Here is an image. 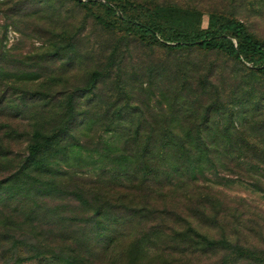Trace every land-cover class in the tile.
Here are the masks:
<instances>
[{"label": "rangeland", "instance_id": "1", "mask_svg": "<svg viewBox=\"0 0 264 264\" xmlns=\"http://www.w3.org/2000/svg\"><path fill=\"white\" fill-rule=\"evenodd\" d=\"M134 1L196 8L201 27L210 11L230 13L264 39V0ZM93 73L99 74L95 84ZM0 86L19 106L5 101L0 108V264H216L222 252L203 248V235L264 251V78L242 64L214 51H170L105 30L73 0H0ZM70 96L74 121L85 116L92 124L75 130L81 145L69 144L70 159L51 165L64 183L42 193L45 179L39 184L22 168L33 109L52 107L61 124ZM193 99L206 107L243 99L244 117L251 100L260 101L255 118L235 125L253 151L240 145L237 154H225L220 141L204 180L173 179L161 192L127 183L111 189L112 152L131 135L123 126L142 123L144 140L148 124L162 129L176 104ZM211 120L220 123L212 129L224 126L223 117ZM107 206L111 210L99 216ZM129 206L148 215L131 219ZM156 223L165 234L153 246L145 237ZM182 233L187 236L177 237ZM33 235L45 237L37 248L47 254L29 258Z\"/></svg>", "mask_w": 264, "mask_h": 264}, {"label": "trees", "instance_id": "2", "mask_svg": "<svg viewBox=\"0 0 264 264\" xmlns=\"http://www.w3.org/2000/svg\"><path fill=\"white\" fill-rule=\"evenodd\" d=\"M73 1L81 5L105 30L133 37L147 45H160L170 51H214L242 64L252 76L264 78V39L256 36L242 20L230 13L210 11L207 26L201 27L202 12L193 7L157 3L147 5L134 0ZM98 76V73H93V84L98 80ZM4 93L0 92V108L1 103L6 101L10 108L18 110L19 106L14 105L13 96L7 98ZM20 96L21 101H24L23 95ZM254 101L251 100L252 105L249 104L250 111L246 117L243 115L246 113V101L243 99L225 102L223 105L211 103L208 107L201 105L198 99L178 103L172 110V119L166 122L167 126L157 129L155 126L147 125L144 140L139 138L144 132L142 123L137 121L126 123L123 127L128 126L131 135L123 141L124 146L118 154L112 152L114 157L110 160L114 166V173L110 176L108 184L111 189L120 185L119 183H127L129 187L136 188L139 185L148 188L149 192H161L160 187H165L173 179L178 183H185L188 180L194 182L198 177L204 180L205 166L211 165L214 146L220 141L224 146L225 154H237L234 150L240 145L247 148L245 152L253 151L254 146L244 138L246 135H238L235 125L247 123L246 121L259 114L261 103L260 101L257 103L258 100ZM72 103L73 99L70 96L65 103L64 114L60 116V119H63L61 124L55 122L52 107L44 105L38 111L39 106L33 109L35 113L32 115V133H29L27 155L23 160L22 168L29 171V176H37L39 184L45 179L42 193L47 192L50 187L55 188L54 184L64 183L59 179L60 172L51 165L55 164V167H58L59 158L69 160L73 154L69 144L77 146L80 144L74 136L75 130L92 124V120L85 116L74 121L75 110ZM121 111L122 109L117 110V115L120 116ZM212 114L223 117L224 126L220 130L212 129L218 128L220 124L216 122L217 120H211ZM182 118L186 120L184 124L180 121ZM51 123L55 125L52 129H48L47 125ZM263 126L264 121L261 128ZM254 129L256 130V124ZM66 139L69 140L68 143H65ZM259 155H263L259 159L264 161L263 148L262 153L259 151ZM241 157L242 155H236L232 158ZM110 210L109 206L105 207L99 216L107 215L106 212ZM127 213L131 219L145 218L148 215L132 206L128 207ZM35 221L37 220H29V222ZM152 228L153 231L146 235L145 242L156 246L154 239L165 232L160 223H156ZM173 234L176 235L175 232ZM174 236L171 235L170 238ZM183 236L187 234L177 235V237ZM203 237L200 242L203 248L222 252L216 264H236L239 261L264 264L262 250L234 244L226 239L209 240L204 235ZM30 238L33 244H30L29 248L33 251L29 252V258L47 254L38 251L37 248L45 237L33 235ZM138 251H143L141 243L138 244ZM144 252L148 253L149 249L146 247ZM48 253L54 258L61 259L60 254L53 251Z\"/></svg>", "mask_w": 264, "mask_h": 264}]
</instances>
